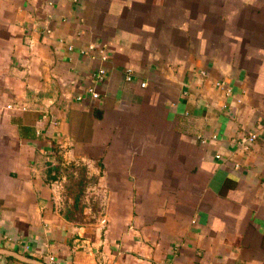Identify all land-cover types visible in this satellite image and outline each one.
I'll use <instances>...</instances> for the list:
<instances>
[{"label":"crops","instance_id":"1","mask_svg":"<svg viewBox=\"0 0 264 264\" xmlns=\"http://www.w3.org/2000/svg\"><path fill=\"white\" fill-rule=\"evenodd\" d=\"M0 264H264V0H0Z\"/></svg>","mask_w":264,"mask_h":264},{"label":"rangeland","instance_id":"2","mask_svg":"<svg viewBox=\"0 0 264 264\" xmlns=\"http://www.w3.org/2000/svg\"><path fill=\"white\" fill-rule=\"evenodd\" d=\"M63 175L65 177H67L68 174H71V165H65L63 168ZM66 179V178H65ZM60 181H65V192L66 194L62 195L63 201H65L66 203H72L73 199H77V203H83L84 205H88L90 202H92V197H90L88 195V190L86 189L88 186V181L87 180H81L80 183V187L76 184V181H73L72 178L67 180L61 179ZM73 183H75V185H73ZM59 185H61V183L59 182ZM61 189H63V186H60ZM79 190L78 195H76V190ZM75 191V192H74ZM67 195V197H66ZM95 200V198H94ZM99 213H94L93 211L88 213H82V220H90L91 224H93L92 222H94V224H98L97 227L92 228L91 227V232L90 234L94 237H97L100 239V237L104 236V227L99 225ZM103 219L100 220V222H102ZM101 251V250H100Z\"/></svg>","mask_w":264,"mask_h":264},{"label":"built area","instance_id":"3","mask_svg":"<svg viewBox=\"0 0 264 264\" xmlns=\"http://www.w3.org/2000/svg\"><path fill=\"white\" fill-rule=\"evenodd\" d=\"M68 49L72 50V47L69 46ZM82 53L85 54V51H82ZM91 77H92L93 85L85 88L83 90V92L76 94L75 95L76 101H79V102H83L85 100L98 101L101 99V94L97 91L96 85H99V84L105 82L106 70L103 67H100V68L96 69L94 71V73H92ZM126 79L127 80L132 79V75H131L130 70L127 71ZM219 85L222 86L223 83H219ZM141 86L145 87L146 84L142 83ZM21 109L25 110V107H21ZM257 138H258V136L256 133H249V134H247V136L245 138H242L238 144H240V146L243 147L244 149L248 150L250 148V146L256 142ZM217 157L220 158L219 155H217ZM102 222H105V220L103 219Z\"/></svg>","mask_w":264,"mask_h":264}]
</instances>
